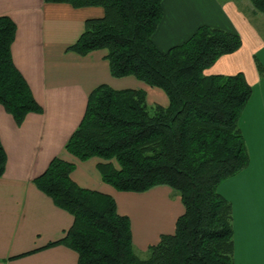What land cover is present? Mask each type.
I'll return each instance as SVG.
<instances>
[{
    "label": "trees",
    "instance_id": "1",
    "mask_svg": "<svg viewBox=\"0 0 264 264\" xmlns=\"http://www.w3.org/2000/svg\"><path fill=\"white\" fill-rule=\"evenodd\" d=\"M74 8L99 6L67 50L84 55L106 49L111 76H133L167 96L166 106L148 105L143 89L99 84L87 97L84 114L64 150L84 162L98 158L101 181L122 193H145L165 186L184 208L173 234L159 237L140 260L133 249L130 221L118 214L114 199L78 186L74 165L53 158L34 179L36 188L73 217L63 245L78 264H234L232 205L218 187L249 165L239 118L252 87L242 72L206 75L222 55L237 51L234 30L202 24L179 44L159 49L153 34L163 15V0H44ZM264 14V0H250ZM16 25L0 16V105L20 125L41 105L13 63ZM259 74L263 65L255 60ZM7 157L0 140V177Z\"/></svg>",
    "mask_w": 264,
    "mask_h": 264
},
{
    "label": "crops",
    "instance_id": "2",
    "mask_svg": "<svg viewBox=\"0 0 264 264\" xmlns=\"http://www.w3.org/2000/svg\"><path fill=\"white\" fill-rule=\"evenodd\" d=\"M162 7L153 34L161 50L181 43L202 24L234 30L241 37V47L220 56L205 74L242 72L252 87L239 118L249 165L223 182L218 192L232 205L234 264H264V73L259 74L255 63L264 67V34L232 0H163ZM1 15L16 25L12 60L43 111L28 113L17 125L0 105V140L7 157L0 177V264H78L77 253L67 247L46 248L73 225V217L57 208L33 182L56 157L74 165L71 178L78 186L111 196L118 214L132 219L131 212L137 213L133 216L136 224L131 226L133 249L138 246L147 251L161 235L173 234L182 213L155 206L154 214L150 202L139 200L142 193L117 192L104 184L97 171L99 159L81 162L64 150L92 89L99 84L114 89L143 86L133 76H111L106 49L84 55L67 50L83 32L85 20L101 17L103 9L44 0H0ZM155 93L166 106L163 93L158 89ZM155 191V203L161 202L158 193L162 192ZM175 207L179 210V205Z\"/></svg>",
    "mask_w": 264,
    "mask_h": 264
},
{
    "label": "rangeland",
    "instance_id": "3",
    "mask_svg": "<svg viewBox=\"0 0 264 264\" xmlns=\"http://www.w3.org/2000/svg\"><path fill=\"white\" fill-rule=\"evenodd\" d=\"M218 1L221 3L222 2L225 3L229 0H218ZM232 1L235 5H237L238 8H240L245 14H247L250 21L255 25V27L257 28L259 33L261 32V34H264V14H262L260 12H255V14H254L253 9H252V5L249 2L250 0H232ZM139 81H141V80H139ZM142 85H141L142 88H135V89H143L146 92V102L148 105H156V104L161 105L162 104L161 98H159L158 95H155L156 94L155 89L160 90L163 93V95L165 96L166 101L168 102L167 96L165 95V93L160 88L151 87L143 81H142ZM100 162H102V161L100 160ZM97 171H98V169H97ZM155 190L162 192V193H158L159 194L158 197H160L162 199L161 202L155 203V193H156ZM163 190L164 191L169 190L171 192L165 191L168 193L167 194V193L163 192ZM139 200L140 201H147L148 203L150 202L149 205L152 207V208L150 207V209L154 210V214H155V206H156L157 210L158 209L159 210H169L170 212L175 213L176 215H179L180 213L184 212V208L179 201L180 199H179L178 194L168 187H154L151 190L147 191L146 193H142L141 195H139ZM176 201H177V203L175 204ZM175 205H179V210L177 209V207H175ZM131 214H132L131 215L132 219L129 218L130 227L135 226L136 221H135V218L133 216H136L137 213H134V211H132ZM143 215H144V213H143ZM138 227H141V226H139V224H138ZM131 233H132V230H131ZM157 243H155V244H157ZM134 251H135L136 256L140 260H145L148 258V251H146L145 249L140 248L138 246H134Z\"/></svg>",
    "mask_w": 264,
    "mask_h": 264
}]
</instances>
